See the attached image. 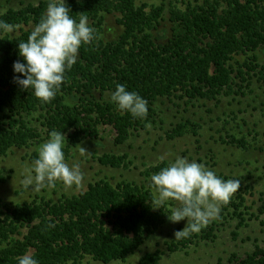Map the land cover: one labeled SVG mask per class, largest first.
I'll return each instance as SVG.
<instances>
[{"label": "trees", "instance_id": "obj_1", "mask_svg": "<svg viewBox=\"0 0 264 264\" xmlns=\"http://www.w3.org/2000/svg\"><path fill=\"white\" fill-rule=\"evenodd\" d=\"M47 3L40 0L0 14V20L16 26L14 34L0 32V156L12 148L38 144L43 132L48 137L52 130L66 135V160L78 143L98 138L99 126H110L115 133L113 143L124 144L149 120L116 109L110 96L117 84L139 93L153 113L150 106L159 98L173 97L187 104L239 93L233 90L235 80L248 81L250 72L264 83V65L256 55L264 49V0H185L183 8L136 0H66L70 15L88 16L96 35L91 43L81 45L55 98L42 102L14 82L12 65L22 60L17 45L27 40ZM106 15H115L121 27L115 39L103 35ZM165 20L167 33L154 35ZM106 94L109 97L104 98ZM198 129L197 123L185 120L166 131L165 138L195 137ZM226 138L223 143L246 148L243 139ZM36 156L32 153L29 161ZM96 159L105 167L127 170L131 166L127 154L104 153ZM165 166L162 161L142 174L153 175ZM4 182L0 175V184ZM237 199L239 204L229 200L221 205L218 219L232 207L241 226L243 213L237 211L244 199ZM153 202L151 190L143 185L100 179L89 183L85 191L56 201L36 197L10 206L3 203L0 264H17L16 257L25 253L39 264H79L85 257L103 264L124 261L168 217L170 211L164 205L154 210ZM257 212L264 216V192ZM212 230L202 229L201 238L212 237ZM191 243L189 235L169 244L168 250L174 252ZM159 261V252L154 251L142 255L138 264ZM229 263L264 264V247L256 245L241 258L232 254Z\"/></svg>", "mask_w": 264, "mask_h": 264}, {"label": "rangeland", "instance_id": "obj_2", "mask_svg": "<svg viewBox=\"0 0 264 264\" xmlns=\"http://www.w3.org/2000/svg\"><path fill=\"white\" fill-rule=\"evenodd\" d=\"M39 1L0 0V14L9 8L17 9L28 3L37 4ZM136 1L152 5L162 2L166 6L177 5L182 8L185 2V0ZM167 16L165 13L164 18L167 19ZM115 19V15L105 17L103 35L106 39H115L121 31ZM168 28L169 23L165 20L154 35L163 36ZM256 55L259 64L264 65V49L258 50ZM246 77L248 78L246 82L238 80L234 82L233 90L239 93L230 96L220 95L215 101L193 100L185 104L173 97L159 98L150 106L154 112L147 111L145 119L149 122L145 124L144 129L133 131L122 145L113 143L115 133L110 126H99L98 138L78 143L70 149L66 160L70 165L73 162L80 164L84 179L79 185L66 187L57 182L54 189L44 188L37 192L25 189L20 183L23 168L32 163L29 161L30 155L37 154V147L48 139L44 132L40 143L31 145L29 148L10 149L6 156H0V175L5 178V182L0 184V211L3 210L1 207L3 203L10 206L29 202L36 197L56 201L62 196L77 195L85 191L89 183L100 179L113 184L127 180L149 188L154 197V208L157 205L153 189L150 187L152 175L145 176L142 172L162 161L168 164L176 156H183L203 163L222 179L240 181L238 191L230 200L239 204L240 199H237V196L244 199L237 211V213H243L244 221L241 226H238L241 220L232 214L234 209L228 207L223 212V217L212 220L203 228L208 231L212 227V237L202 239L201 229L197 233L190 234L192 243L186 248L170 252L168 245L179 241L175 239L174 233L183 229L187 221L173 223L167 217L165 223L133 254L128 255L124 261H111L107 264H138L142 255L154 251H158L160 255L158 264H230L229 259L232 254L241 258L251 252L256 245L264 247V216H258L257 212L264 192V83L254 73L250 72ZM107 97H109L108 94L104 96V98ZM185 120L199 125L197 136L187 134L167 140L165 132ZM38 128L41 129L39 126ZM228 135L243 139L246 148L223 143L222 140L227 141ZM79 146L85 149L87 154L81 155ZM104 153L127 154L131 166L127 170L102 166L96 157ZM164 206L170 211L172 207L178 206V202L168 201ZM158 209L154 208V210ZM195 234L197 237L194 236ZM79 264L103 263L85 257Z\"/></svg>", "mask_w": 264, "mask_h": 264}, {"label": "clouds", "instance_id": "obj_3", "mask_svg": "<svg viewBox=\"0 0 264 264\" xmlns=\"http://www.w3.org/2000/svg\"><path fill=\"white\" fill-rule=\"evenodd\" d=\"M70 12L66 0H48L45 12L27 40L17 45L22 60L13 62V80L22 90H31L45 103L60 91L66 71L78 59L81 45L95 39L96 29L89 24L88 16L81 14L77 19ZM15 29V25L0 20V32L10 35ZM110 102L133 118L147 116V101L124 84L115 86ZM66 144L61 131L49 132L48 139L37 147L34 161L23 168L20 183L25 189L38 192L44 188L54 189L57 182L71 187L83 181L80 164L70 165L65 159ZM79 151L81 155L87 154L80 146ZM150 181L157 205L154 208L176 201L178 206L170 209L168 219L173 223L187 221L183 229L174 233L175 239L187 238L218 219L220 205L226 204L240 187L238 179H222L203 163L183 156L169 161ZM16 261L17 264H39L38 259L28 253L16 257Z\"/></svg>", "mask_w": 264, "mask_h": 264}]
</instances>
